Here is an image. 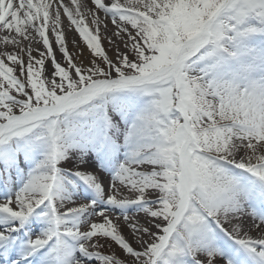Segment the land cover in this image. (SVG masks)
Here are the masks:
<instances>
[{
	"label": "snow or ice",
	"instance_id": "snow-or-ice-1",
	"mask_svg": "<svg viewBox=\"0 0 264 264\" xmlns=\"http://www.w3.org/2000/svg\"><path fill=\"white\" fill-rule=\"evenodd\" d=\"M0 264H264V0H0Z\"/></svg>",
	"mask_w": 264,
	"mask_h": 264
},
{
	"label": "bare ground",
	"instance_id": "bare-ground-1",
	"mask_svg": "<svg viewBox=\"0 0 264 264\" xmlns=\"http://www.w3.org/2000/svg\"><path fill=\"white\" fill-rule=\"evenodd\" d=\"M64 24H65V29H66V37H67V41H68V46H69V49L70 51H75V49H73V46H72V41L73 40H76L77 43H80V37L78 36V34L74 31V30H71V31H68L67 30V20L65 19L64 20ZM110 27V25H109ZM106 43V41L104 42V44ZM54 48H55V44H53ZM81 47H83V45L81 44ZM85 55H87V51L85 50ZM57 58L59 59L60 58V55L59 53L57 52ZM255 235V234H254Z\"/></svg>",
	"mask_w": 264,
	"mask_h": 264
},
{
	"label": "rangeland",
	"instance_id": "rangeland-1",
	"mask_svg": "<svg viewBox=\"0 0 264 264\" xmlns=\"http://www.w3.org/2000/svg\"><path fill=\"white\" fill-rule=\"evenodd\" d=\"M110 27H111V25H110ZM104 46H105V48H107L108 47V44H107V42L104 44ZM111 54V53H110Z\"/></svg>",
	"mask_w": 264,
	"mask_h": 264
}]
</instances>
